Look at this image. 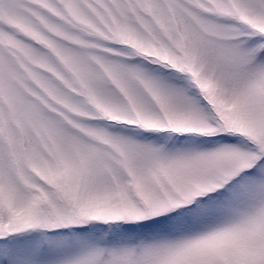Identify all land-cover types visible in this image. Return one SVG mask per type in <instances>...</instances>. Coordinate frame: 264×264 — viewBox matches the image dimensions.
Masks as SVG:
<instances>
[{
  "label": "snow or ice",
  "instance_id": "6c2138e0",
  "mask_svg": "<svg viewBox=\"0 0 264 264\" xmlns=\"http://www.w3.org/2000/svg\"><path fill=\"white\" fill-rule=\"evenodd\" d=\"M0 264H264V0H0Z\"/></svg>",
  "mask_w": 264,
  "mask_h": 264
}]
</instances>
